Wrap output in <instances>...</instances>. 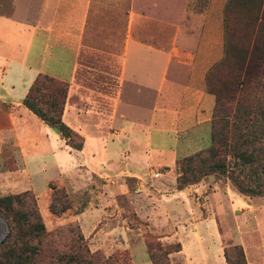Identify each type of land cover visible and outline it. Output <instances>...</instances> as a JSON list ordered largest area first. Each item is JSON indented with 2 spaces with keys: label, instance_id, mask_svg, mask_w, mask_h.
<instances>
[{
  "label": "crops",
  "instance_id": "0c3cea01",
  "mask_svg": "<svg viewBox=\"0 0 264 264\" xmlns=\"http://www.w3.org/2000/svg\"><path fill=\"white\" fill-rule=\"evenodd\" d=\"M226 2L0 0V156L17 163L14 173L28 176L27 162L46 153L67 161L59 168L62 178L75 172L97 181L90 191L106 194L105 201L89 200L70 218L91 251L108 240L127 251L131 264H151L144 229L160 241L179 242L177 228L154 227L148 215L158 200L190 204L188 189L176 190L174 175L155 169L175 164L179 131L209 134L212 98L205 78L213 49L224 46ZM38 74L67 85L61 121L82 138L80 150L68 148L22 106ZM121 195L142 225L129 228L121 208L109 202ZM249 208L256 214L249 230L241 227L237 246L244 264H264V202ZM200 221L206 219L176 224L194 250L179 242L174 254H182L184 264H226L217 233L214 244H203Z\"/></svg>",
  "mask_w": 264,
  "mask_h": 264
},
{
  "label": "trees",
  "instance_id": "16d2710c",
  "mask_svg": "<svg viewBox=\"0 0 264 264\" xmlns=\"http://www.w3.org/2000/svg\"><path fill=\"white\" fill-rule=\"evenodd\" d=\"M242 1L227 0L224 6V56L206 76L207 92L213 96L209 146L177 161L176 190L217 174L242 196L264 197V96L251 97L249 92L256 89L259 94L264 89L259 80L264 73V0H249L248 8ZM66 90L65 83L38 74L21 104L43 124L56 128L68 148L80 150L82 138L61 121ZM55 193L59 192L52 193L49 211H67V203L55 207ZM21 196L31 205L27 210L16 208L21 206ZM32 201L26 192L0 198V219L6 228L0 242V264H106L82 245L79 229V245L74 250L57 253L43 246L46 231ZM144 246L150 256V247ZM235 249L234 260L223 253L226 264H244L241 248ZM178 251L177 246L173 252Z\"/></svg>",
  "mask_w": 264,
  "mask_h": 264
},
{
  "label": "rangeland",
  "instance_id": "374dc122",
  "mask_svg": "<svg viewBox=\"0 0 264 264\" xmlns=\"http://www.w3.org/2000/svg\"><path fill=\"white\" fill-rule=\"evenodd\" d=\"M248 2L249 0H243L241 5L247 6L248 8L250 5ZM224 46L221 51L219 47L217 51L213 49L211 69L222 60L224 56ZM220 52L222 55L219 59ZM259 80H262L264 83V73L263 75H259ZM204 90L206 94L211 96L213 107V96L207 92L206 78ZM249 92L251 97L264 96V89H262V93L259 94L256 89L255 92L252 89ZM253 99L254 102H256L255 98ZM212 107L210 110V122ZM0 126H5L2 117H0ZM177 136L175 164L171 165L169 168L164 165L155 169L156 172L159 173L168 171L171 175H174V178L177 176V161L179 159L209 146V134L202 138L203 136L198 130L190 129L185 132L179 131ZM166 139L167 141L170 140L169 137ZM74 141L77 142L78 140L74 139ZM65 160H67V158ZM65 163H67V161ZM65 163H62L61 160L54 156L43 153L41 156H37L27 162L26 173L28 176H24L22 173H14L17 169V163L0 156V198L7 195L20 196L26 192L33 200L32 203H30L39 214L46 231L45 237L41 239L42 245L45 246L46 244V246L55 250L57 253L74 250L76 246L79 245L77 241L79 228H77V224L70 219L71 216L82 210L83 206H85L89 200L99 204L105 201V196H107L106 194H104V197L103 195L99 196L98 194H93L90 189L91 187L94 188V182L96 183L97 181H93L91 178L88 179V177H84L81 173L76 174L75 172H69L62 178L58 172L60 165H64ZM68 164L71 165L73 162L68 160ZM155 175H157V173H155ZM160 178H162L164 182H169L167 177L161 176ZM150 180L154 182L157 181L156 178L153 177H151ZM199 183L200 185H204V190H199L200 192L197 190V187H199L197 184ZM197 184L186 187L188 189L187 196L190 198V204L189 202L177 204L172 200V197L169 199L166 198L164 201L158 200L153 210H150L148 219L154 227L165 226V230L170 227H174L175 230L177 228L179 232L177 236L179 242L184 245L190 243L192 253L194 250L193 243H191L190 238L186 239L188 236H181L182 232H180V228L179 226L177 227L176 224L182 223L186 227L187 221L191 223L196 218L206 219V221L196 222L197 231L200 233L204 242L203 244L206 246H208V244H214L217 233L220 237V246L223 247L224 253L230 260H234L237 254V250L235 249V246L238 245L237 235L239 232L251 228V222L254 217L253 214H256V211L255 213L252 212L249 206L253 204V201H262L263 203L264 197L242 196L237 193L225 177L217 174L205 176ZM54 191L59 192L55 193V207L59 209L64 203H67L69 206L67 211L59 214H52L49 211L48 206ZM181 193L182 195L184 194V192ZM236 197L241 199V204H237ZM19 201L21 206H16L19 210H27V208L31 206L27 204L29 202L27 201V197L21 196ZM112 201L122 209V211L120 209V217L126 220V225L129 228H134L138 224H143L135 218L134 213L126 206V202H128L129 199L125 195L118 196L114 200H109V202L113 203ZM261 216L264 217V213L263 215L261 214ZM156 229L157 228H155V230ZM170 230L171 228L169 231ZM5 235L6 228L3 221L0 219V242L4 239ZM141 236L143 245L148 244L150 247V256H148L146 252L147 259L150 263L152 261V263L154 262L155 264H184L182 254H174L177 252H173L177 246L180 251V243L178 241H160L157 239L158 237L156 235L150 233L147 229H144ZM104 242L107 244V247H105L106 245L98 246L96 250L93 251L89 249L85 239L82 241V245L86 247L89 253L96 254L103 263L131 264L127 251L123 248H115L111 241L105 240ZM99 244L101 245V242H99ZM208 255L211 256V253H208ZM137 259L138 258H136V260Z\"/></svg>",
  "mask_w": 264,
  "mask_h": 264
},
{
  "label": "water",
  "instance_id": "95a60500",
  "mask_svg": "<svg viewBox=\"0 0 264 264\" xmlns=\"http://www.w3.org/2000/svg\"><path fill=\"white\" fill-rule=\"evenodd\" d=\"M52 131L56 134H59L58 130L56 128H52Z\"/></svg>",
  "mask_w": 264,
  "mask_h": 264
}]
</instances>
